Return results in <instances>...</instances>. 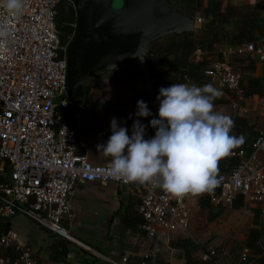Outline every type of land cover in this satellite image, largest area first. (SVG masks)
Listing matches in <instances>:
<instances>
[{
	"label": "built area",
	"instance_id": "obj_1",
	"mask_svg": "<svg viewBox=\"0 0 264 264\" xmlns=\"http://www.w3.org/2000/svg\"><path fill=\"white\" fill-rule=\"evenodd\" d=\"M61 1L65 0H25L19 16H9L0 8V22H6L10 30L0 51V220L22 216L106 264H148L150 253L135 262L129 257L110 259L96 254L74 240L66 224L72 219L69 199L78 185H133L140 193L141 233L170 251L172 241L191 239L186 200L193 194L178 197L153 187L152 182L125 183L109 174L110 164L92 165L79 154L85 144L64 115L71 105L65 92L68 43H60L54 26ZM193 19L195 25L202 22ZM234 48L237 55H254L259 62L264 59V49L251 43ZM210 68L209 79L201 87L218 85L219 98L232 93L237 101L245 100L239 88L241 75L227 60L215 61ZM256 100L260 129L248 148L233 150L224 158L235 163L223 162L221 183L209 194L208 204L226 207L239 199L264 217V95ZM6 246L18 253L12 264H36L30 248L19 243L13 230L0 237V247ZM198 250L204 263L231 260L230 250L224 247ZM247 259L248 250L242 247L236 263L249 264ZM0 264H9V259L0 257Z\"/></svg>",
	"mask_w": 264,
	"mask_h": 264
},
{
	"label": "crops",
	"instance_id": "obj_2",
	"mask_svg": "<svg viewBox=\"0 0 264 264\" xmlns=\"http://www.w3.org/2000/svg\"><path fill=\"white\" fill-rule=\"evenodd\" d=\"M207 1L209 0H203V3L206 4ZM219 1L222 2L223 6L224 4H229L233 7H239L242 3L244 6H247L249 3H258L261 0ZM259 47L264 49L262 45H257V48ZM222 58L230 64H234L237 68L244 69L241 72L243 73L241 77L242 84L245 85L250 80H258L264 84L262 62L255 60L254 55H237L235 48L229 46L222 52ZM129 83L132 85L128 77L118 73L103 71L93 74L89 77L86 86L88 103L85 104L80 115L69 118V124L76 131L78 140L85 144V149L78 152L84 155L85 159L92 165L110 164L111 158L99 154L96 146L101 143H107L111 135L110 122L113 117H116L118 122L128 129V134H131L133 120L136 117L134 115L133 119H128V117L137 110L136 105L140 98L133 90V95L130 97L132 98L131 101L128 100L126 94L124 95L123 87L128 86L127 84ZM215 87H218V85H215ZM111 88L121 91L119 96L120 98H125V101H106L105 99L110 93ZM222 99L228 101L226 95ZM256 101V96L244 100V102L253 103L252 110L254 112L250 111L252 113L251 116L245 114L242 118L248 124H255L256 127H259L260 119L255 110ZM214 106V109L223 108L222 105ZM149 109L153 115L141 118L140 120L146 126L149 125V121L153 116L157 115V110L153 108ZM237 116L241 117L240 114ZM148 129L149 126L146 131ZM151 137V135L146 134V138ZM139 197L140 193L133 185L124 187H118L113 183L105 185L98 183L78 185L69 199L72 219L66 224L70 235L90 251L110 259L124 256L129 257L132 262H135L145 253L153 255L156 251L154 249L156 244L148 240L139 228L141 223L137 213ZM192 198V206L187 203L189 212L190 208L194 209L196 204V198L194 196ZM244 209H246L245 206ZM248 211L250 212L249 216L251 218L254 217L249 224V229L252 227L260 228L262 226L261 229L264 231V225H261L263 222L261 216L254 212L255 210L248 209ZM15 218L3 221H7L8 230H13L17 234L19 243L30 248L36 264H106L97 260L91 253L57 238L48 231L35 226L30 221L25 219L16 221L17 219ZM209 247L205 246L203 249ZM173 251L177 250H170V252ZM238 253L239 251L233 256L230 250L231 260L227 262L220 259L221 264H237ZM193 256L199 260L198 249ZM168 262V264H173L171 261ZM180 264H184V262L181 261Z\"/></svg>",
	"mask_w": 264,
	"mask_h": 264
},
{
	"label": "clouds",
	"instance_id": "obj_3",
	"mask_svg": "<svg viewBox=\"0 0 264 264\" xmlns=\"http://www.w3.org/2000/svg\"><path fill=\"white\" fill-rule=\"evenodd\" d=\"M25 0H0L9 16H19ZM10 30L0 22V51ZM143 61V59H141ZM222 95L212 84L204 86L172 83L161 87L156 97L158 118L149 125L155 129L146 138L148 126L141 118L152 116L146 102L137 101L131 135L116 117L110 122L111 135L97 152L110 157L109 174L125 183L152 182L153 187L182 197L212 193L221 183L219 161L245 143L243 134H232L235 121L215 111L214 101Z\"/></svg>",
	"mask_w": 264,
	"mask_h": 264
},
{
	"label": "trees",
	"instance_id": "obj_4",
	"mask_svg": "<svg viewBox=\"0 0 264 264\" xmlns=\"http://www.w3.org/2000/svg\"><path fill=\"white\" fill-rule=\"evenodd\" d=\"M175 8L179 9L184 15L203 20L197 28L190 33L173 34L152 41L144 55L145 68L150 80V88L155 95H158L161 87H168L172 83H186L201 86L209 79L210 66L215 61L222 59V52L229 46L236 47L247 43L264 46V0L258 3H249L244 6L233 7L229 4H222L219 0H209L206 4L203 0H166ZM75 17L72 6L61 1L57 5L54 17V26L58 32L61 44H67L72 40L74 34ZM199 54L195 58V55ZM249 56V55H244ZM252 66L253 63L250 60ZM242 76L244 69H234ZM262 72L264 74V59L262 61ZM242 98L248 99L253 96L261 97L264 95V84L258 80H250L245 85L240 82ZM231 102L237 103V99L232 93H226ZM97 100V99H96ZM141 100V99H140ZM88 103L87 88L83 102L80 105H70L64 112L66 120L74 118L82 113L85 104ZM227 104L221 98L214 101V105ZM158 110L159 107H152ZM158 118L157 115L153 118ZM235 127L232 134L237 136L243 134L245 143L234 149L248 148L253 142L259 127L255 124H248L241 117H234ZM70 125V124H69ZM71 126V125H70ZM147 135L154 136L155 129L149 126ZM131 135V134H129ZM226 161H219V172L221 166ZM234 164L235 161H226ZM210 193L192 195L196 198L199 209L209 208L208 196ZM242 206L241 200L231 203V210H238ZM225 211V207H216L215 214L220 215ZM258 214L257 211H254ZM4 229L8 230L7 221L0 220V237ZM264 231L261 228L252 227L248 229L244 247L248 250L249 264H264ZM169 249L180 252L184 264H209L198 260L193 256L195 248L189 239H176L169 244ZM18 253L12 246L0 247V257L8 258L9 264L14 263ZM148 264H167L163 263L160 256L155 253L148 260Z\"/></svg>",
	"mask_w": 264,
	"mask_h": 264
},
{
	"label": "water",
	"instance_id": "obj_5",
	"mask_svg": "<svg viewBox=\"0 0 264 264\" xmlns=\"http://www.w3.org/2000/svg\"><path fill=\"white\" fill-rule=\"evenodd\" d=\"M66 1L75 17L74 34L65 52L68 102L80 105L89 77L107 71L128 77L141 100L159 107L144 55L152 41L192 32L194 19L166 0Z\"/></svg>",
	"mask_w": 264,
	"mask_h": 264
},
{
	"label": "rangeland",
	"instance_id": "obj_6",
	"mask_svg": "<svg viewBox=\"0 0 264 264\" xmlns=\"http://www.w3.org/2000/svg\"><path fill=\"white\" fill-rule=\"evenodd\" d=\"M65 2L67 1L65 0ZM67 3L70 4V2ZM201 21H202L201 23H203V20ZM199 25H195V28H197ZM198 55L199 54H196L195 58L198 57ZM230 65L233 69L237 68L234 64H230ZM127 85L128 86L123 87V92L124 95L125 94L127 95L128 100L131 101L132 98L130 97L133 95L132 90L134 92L135 90L133 86L130 85V83ZM120 92L121 91L119 90H114L111 88L110 93L108 94L105 100L110 102L125 101V98H120L119 96ZM136 95L138 96L137 93ZM226 102L227 104H222L223 108L221 109L216 108L214 110L218 112H222L223 114L230 116L232 119L236 117L238 114H240L242 118L245 114L246 115L249 114L251 116L252 113L254 112L252 110L253 109L252 102L238 101L235 104L236 105L235 107L231 105V101L229 103V99ZM238 108H241L243 110L245 108V112L243 111V113H241V111H239ZM255 110L258 111L257 107L255 108ZM250 111L253 112L251 113ZM186 201L188 205L192 206L193 203L192 196H189ZM195 203H196V199H195ZM244 206L246 207V209H244ZM248 209L251 208L243 204L241 208L238 210H231L229 206H226L225 211L222 214L217 215L215 214V207L209 206V208L207 209H199L196 203L194 209L190 208V220H189L188 231L191 239H189V241L197 249L199 248L203 249L205 248V246H210L215 249L224 247L226 249H230L232 255L235 256V254L238 251H240V249L243 247L245 233L248 231L250 227L249 224L251 220L254 218V217L251 218V216H249L250 212L248 211ZM16 217L17 218L14 217L15 219H17L16 221H21L25 219L22 218V216H16ZM261 219H263L261 225H264V217L261 216ZM261 227L262 226H260V228ZM154 249L156 250L154 254L157 253V255L160 256V259L162 260L163 263L168 264L169 263L168 261H171L173 264H180L181 261H183L181 254L178 251L170 252L169 250L157 245H155Z\"/></svg>",
	"mask_w": 264,
	"mask_h": 264
}]
</instances>
